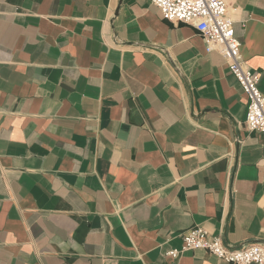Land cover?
I'll return each instance as SVG.
<instances>
[{"label": "crops", "instance_id": "0c3cea01", "mask_svg": "<svg viewBox=\"0 0 264 264\" xmlns=\"http://www.w3.org/2000/svg\"><path fill=\"white\" fill-rule=\"evenodd\" d=\"M223 1L264 96V0ZM248 106L195 26L147 0H0V264H172L197 227L264 246Z\"/></svg>", "mask_w": 264, "mask_h": 264}, {"label": "built area", "instance_id": "2783aa9c", "mask_svg": "<svg viewBox=\"0 0 264 264\" xmlns=\"http://www.w3.org/2000/svg\"><path fill=\"white\" fill-rule=\"evenodd\" d=\"M157 7L164 20L193 25L201 34L206 52H219L246 95L249 106L246 128L264 132V96L258 88L260 75L249 69L241 54V43L236 38L233 21L223 0H147ZM181 250L169 252L175 260L181 253L204 250L228 264H264V246L254 244L241 249L229 248L222 238L210 236L197 227L182 236Z\"/></svg>", "mask_w": 264, "mask_h": 264}]
</instances>
